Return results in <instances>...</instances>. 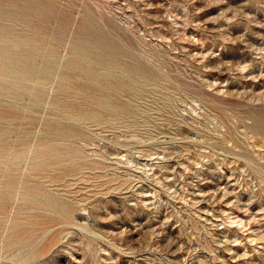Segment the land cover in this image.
<instances>
[{
  "label": "rangeland",
  "instance_id": "obj_1",
  "mask_svg": "<svg viewBox=\"0 0 264 264\" xmlns=\"http://www.w3.org/2000/svg\"><path fill=\"white\" fill-rule=\"evenodd\" d=\"M0 264H264V0H0Z\"/></svg>",
  "mask_w": 264,
  "mask_h": 264
}]
</instances>
